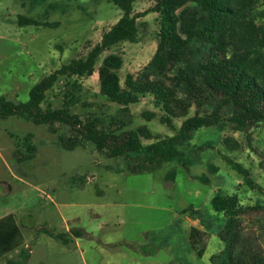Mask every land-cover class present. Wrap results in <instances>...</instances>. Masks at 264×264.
I'll list each match as a JSON object with an SVG mask.
<instances>
[{
	"label": "rangeland",
	"instance_id": "1",
	"mask_svg": "<svg viewBox=\"0 0 264 264\" xmlns=\"http://www.w3.org/2000/svg\"><path fill=\"white\" fill-rule=\"evenodd\" d=\"M48 3L64 10L44 15L47 3L29 9L22 8L19 0H0V97L26 103L36 83L72 59L84 58L120 18L119 10L106 0ZM150 6V0H137L133 8L140 13ZM19 15L59 26L19 27ZM158 30L156 14L139 19L136 42L104 52L97 67L108 55L120 56L117 74L123 85L127 75H136L153 57ZM72 81L60 79L42 106L62 107L63 94ZM78 82L80 103L71 108L74 114L81 120L89 114H115L118 107L99 95L97 73ZM129 110L132 121L125 130L145 126L160 138L175 133L160 123L162 113L151 96L141 97ZM144 114L154 117L147 121ZM180 122L174 119L173 127L179 128ZM59 134H68L67 128L60 127L53 135L44 125L0 119V220L11 216L20 233L18 245L0 256V264H211V257L224 248L218 237L223 217L210 205L219 191L237 195L249 209L241 215L243 237L250 250L264 254V195L248 189L226 163V158L240 163L264 189V161L260 159L264 126L246 133L229 126L199 130L185 147L186 166L167 163L144 174L106 171L104 166L116 168L120 162L106 159L92 144L63 150L56 144ZM27 135L36 148L30 160L21 147ZM226 138L237 147L226 145ZM16 145L25 159L21 162L14 157ZM171 173L173 178H169ZM202 177L208 182L198 180ZM72 227L84 229L91 238L62 244L45 232L63 234ZM191 228L200 232L197 249L201 255L191 248Z\"/></svg>",
	"mask_w": 264,
	"mask_h": 264
},
{
	"label": "trees",
	"instance_id": "2",
	"mask_svg": "<svg viewBox=\"0 0 264 264\" xmlns=\"http://www.w3.org/2000/svg\"><path fill=\"white\" fill-rule=\"evenodd\" d=\"M49 0H19L22 8L45 7L44 15L63 11ZM70 1V0H68ZM94 3L102 0H92ZM120 12V18L101 36L84 58L68 63L42 78L29 91L26 103H15L0 97V119H21L34 125H44L56 135L60 127L68 134L57 135V146L66 151L85 148L92 144L106 159L120 162L116 168L104 166L114 173L144 174L167 163L187 165L185 147L195 132L226 126L246 133L252 127L264 126V0H150L151 6L135 12L137 0H106ZM78 10L84 11L82 6ZM148 14L158 16L157 47L151 60L136 74L127 75L123 85L117 72L122 66L118 55H108L97 67L100 56L121 43H135L138 21ZM19 27L55 28L58 22H42L19 15ZM98 75L99 95L118 107L114 115L89 114L84 120L71 111L80 103L81 84L78 80ZM60 79L73 80L63 94V105L43 107L46 94ZM151 96L162 113L159 121L175 133L160 138L145 127L125 130L132 121L129 107L144 96ZM193 109V114L190 111ZM153 114H144L150 121ZM181 119L179 128L172 125ZM31 135L22 140L21 147L28 160L35 154ZM143 140L149 141L144 143ZM230 148L237 143L226 138ZM15 147L14 157H23ZM18 156V157H17ZM260 159L264 161V156ZM226 163L237 173L244 185L264 195V189L253 182L250 172L240 163L226 158ZM262 165V164H261ZM213 171L217 168L210 167ZM171 173L169 178H173ZM207 183V178H198ZM212 210L223 217L218 233L224 248L211 257V264H264V254L246 245L241 229V215L249 210L240 204L237 195L217 192L211 199ZM201 216L200 212H196ZM48 236L68 244L67 234ZM72 232L74 237H81ZM200 232L191 228V248L197 249ZM20 240L11 216L0 220V256L16 247ZM12 264V262H8Z\"/></svg>",
	"mask_w": 264,
	"mask_h": 264
},
{
	"label": "crops",
	"instance_id": "3",
	"mask_svg": "<svg viewBox=\"0 0 264 264\" xmlns=\"http://www.w3.org/2000/svg\"><path fill=\"white\" fill-rule=\"evenodd\" d=\"M72 232H79L78 234L81 236V237H84V238H91V236H90V233L89 232H87V231H85L84 229H82V228H80V227H72L71 229H68V230H66L64 233H66L67 234V238H68V240H71L72 239V241L74 242V240H78L79 238H81V237H74L73 235H72ZM74 239V240H73ZM75 244H76V242H74ZM78 243V242H77Z\"/></svg>",
	"mask_w": 264,
	"mask_h": 264
}]
</instances>
